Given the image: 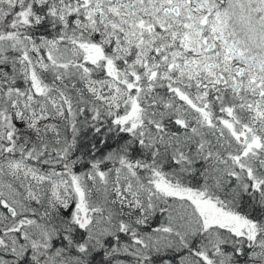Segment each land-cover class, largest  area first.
Segmentation results:
<instances>
[{
	"label": "trees",
	"instance_id": "trees-1",
	"mask_svg": "<svg viewBox=\"0 0 264 264\" xmlns=\"http://www.w3.org/2000/svg\"><path fill=\"white\" fill-rule=\"evenodd\" d=\"M62 1L0 0V264H117L118 259L125 258L138 264L139 254L151 264H264V152L249 150V156L256 159L247 167L245 156L240 157L238 141L230 142L239 150L226 146L229 128L222 122L230 115L235 123L246 122L264 132V92L259 94L257 86L259 83L264 89V0H205L207 5L204 0H193L194 17L185 16L184 20L171 10L163 13L165 0ZM132 1L139 2L134 7L143 16L149 14L146 19L174 16L179 23L169 22L166 34L161 23L153 32H140L130 13ZM100 2H107L103 18L94 9ZM190 22L196 25L193 31L202 35H198L196 45L189 34L191 29L186 31ZM221 25L227 28L222 29ZM197 26L203 27L201 31L194 30ZM158 42H163V47L156 54ZM208 42L215 46L208 48ZM94 47L103 52L99 54ZM94 56L97 59H92ZM108 62L123 70V81L108 73ZM237 62L244 65L246 72H255L256 80L251 84L248 81L249 87L233 91L224 87L218 73H228ZM174 79L179 80L180 86L171 84ZM174 87L178 91L184 88L190 101L175 95ZM200 109L209 112L210 123L201 122ZM231 153H238L239 159L233 161ZM78 189L83 190L81 202ZM193 190H203L211 204L219 207L212 205L215 210L224 205V210L229 211L225 212L229 224L215 225L199 212L191 198V194H197ZM78 204L82 205L81 210ZM9 205L13 206V213ZM230 212L253 221L254 230L235 231ZM29 222L44 228L47 234L38 236ZM13 232H17L15 240ZM135 243L141 244V252H136Z\"/></svg>",
	"mask_w": 264,
	"mask_h": 264
},
{
	"label": "bare ground",
	"instance_id": "bare-ground-1",
	"mask_svg": "<svg viewBox=\"0 0 264 264\" xmlns=\"http://www.w3.org/2000/svg\"><path fill=\"white\" fill-rule=\"evenodd\" d=\"M58 1H59V0H58ZM60 1H62V0H60ZM79 1H80V0H79ZM90 1H91V0H90ZM100 1H101V0H100ZM149 1H150V0H149ZM151 1H152V0H151ZM159 1H160V0H159ZM204 1H205V0H204ZM222 1H223V0H222ZM229 1H230V0H229ZM62 2H64V1H62ZM71 2H72V1H71ZM83 2H84V1H83ZM154 2H156V0H155ZM192 2H193V1H192ZM194 2H195V1H194ZM197 2H198V0H197ZM199 2H202V1L200 0ZM206 2H207V1H205V3H206ZM214 2H215V1H214ZM248 2H249V1H248ZM251 2H252V1H251ZM75 3H77V2H75ZM78 3H79V2H78ZM100 3H103V2H100ZM104 3L107 4V2H104ZM108 3H109V2H108ZM134 3H139V2L137 1V2H134ZM145 3H147V2H145ZM156 3H157V2H156ZM158 3L160 4V2H158ZM162 3H163V2H162ZM162 3H161V4H162ZM211 3H212V2H211ZM211 3H210V4H211ZM228 3H229V2H228ZM228 3H227V4H228ZM236 3H237V2H236ZM68 4H70V3H68ZM79 4H80V3H79ZM85 4H86V3H85ZM90 4H91V2H90ZM90 4H89V5H90ZM140 4H141V3H140ZM153 4H154V3H153ZM193 4H195V3H193ZM202 4H203V3H202ZM208 4H209V3H208ZM219 4H220V2L217 3V6H218ZM227 4H226V5H227ZM239 4H241V3L239 2ZM73 5H74V4H73ZM82 5H83V4H82ZM119 5H120V4H119ZM145 5H147V4H145ZM151 5H152V4H151ZM204 5H205V4H204ZM206 5H207V3H206ZM211 5H214V4H211ZM233 5H234V4H233ZM244 5H245V4H244ZM244 5H242V7H244ZM105 6H106V5H105ZM109 6H110V5H109ZM154 6H155V5H154ZM154 6H152V7H154ZM156 6H157V5H156ZM171 6H172V5H171ZM70 7H71V6H70ZM84 7H85V6H84ZM88 7H89V6H88ZM112 7H113V6H112ZM136 7H137V6H136ZM157 7H158V6H157ZM205 7H206V6H205ZM221 7H222V6H221ZM221 7H220V8H221ZM74 8H75V7H74ZM91 8H92V7H91ZM144 8H145V7H144ZM144 8H143V9H144ZM148 8H149V7H148ZM150 8H151V7H150ZM209 8H210V10H211L212 7L210 6ZM213 8H214V7H213ZM226 8H227V7H226ZM229 8H230V7H229ZM245 8H247V7H245ZM66 9H67V8H66ZM68 9H69V8H68ZM71 9H73V8H71ZM75 9H76V8H75ZM80 9H82V8H80ZM86 9H87V8H86ZM89 9H90V8H89ZM94 9H95V8H94ZM129 9H130V8H129ZM162 9H163V8H162ZM162 9H161V10H162ZM198 9H200V8H198ZM203 9H204V8H203ZM207 9H208V8H207ZM217 9H218V8H217ZM217 9H216V10H217ZM224 9H225V8H224ZM224 9H223V10H224ZM248 9H249V8H248ZM73 10H74V9H73ZM73 10H72V11H73ZM90 10H91V9H90ZM107 10H108V8H107ZM122 10H123V9H122ZM195 10H196V9H195ZM208 10H209V9H208ZM213 10H214V9H213ZM220 10H221V9H220ZM228 10H229V9H228ZM228 10H227V11H228ZM230 10H231V9H230ZM230 10H229V11H230ZM70 11H71V10H70ZM112 11H113V10H112ZM144 11H145V10H144ZM211 11H212V10H211ZM67 12H68V11H67ZM88 12H89V11H88ZM95 12H96V11H95ZM95 12H94V13H95ZM126 12H127V11H126ZM145 12H146V11H145ZM150 12H151V11H150ZM155 12H156V11H155ZM172 12H173V11H172ZM172 12H171V13H172ZM184 12H185V11H183V13H184ZM193 12H196V11H193ZM208 12H209V11H208ZM208 12H206V13H208ZM214 12H215V11H214ZM216 12H217V11H216ZM216 12H215V13H216ZM218 12H220V11H218ZM222 12H223V11H222ZM130 13H132V12L130 11ZM151 13H153V12H151ZM151 13H150V14H151ZM157 13H158V12H157ZM157 13H156V14H157ZM163 13H165V12H163ZM198 13H199V12H198ZM201 13H202V12H201ZM204 13H205V12H204ZM226 13H227V12H226ZM95 14H96V13H95ZM156 14H155V15H156ZM161 14H162V13H160L159 15H161ZM208 14H209V13H208ZM217 14H218V13H217ZM219 14H220V13H219ZM231 14H232V13H231ZM62 15H63V14H62ZM67 15H68V14H67ZM148 15H149V14H147V16H148ZM162 15H163V14H162ZM165 15H167V14H165ZM170 15H171V14H170ZM173 15H174V14H173ZM222 15H223V14H222ZM222 15H221V16H222ZM225 15H227V14H225ZM228 15H229V14H228ZM235 15H236V14H235ZM123 16H124V15H123ZM126 16H127V15H126ZM147 16H144V17H147ZM163 16H164V15H163ZM178 16H179V15H178ZM196 16H198V15L196 14ZM196 16H195V17H196ZM210 16H211V15H210ZM219 16H220V15H219ZM248 16H249V14H248ZM62 17H63V16H62ZM129 17H131V16H129ZM153 17H154V16H153ZM153 17H152V18H153ZM155 17H156V16H155ZM173 17H174V16H173ZM205 17H206V16H205ZM222 17H223V16H222ZM230 17H231V16H230ZM232 17H233V16H232ZM156 18H157V17H156ZM159 18H160V17H159ZM161 18H163V17H161ZM180 18H181V13H180ZM180 18H179V19H180ZM184 18H185V17H184ZM184 18H181V19H184ZM196 18H197V17H196ZM196 18H195V20H196ZM198 18H199V17H198ZM209 18H210V17H209ZM219 18H221V17H219ZM227 18H228V17H227ZM227 18H226V20H227ZM234 18H235V17H234ZM250 18H251V17H250ZM153 19H154V18H153ZM157 19H158V18H157ZM168 19H169V18H168ZM174 19H175V18H174ZM181 19H180V20H181ZM188 19H189V18H188ZM200 19H201V17H200ZM222 19H223V18H222ZM224 19H225V17H224ZM130 20H131V19H130ZM197 20H198V19H197ZM209 20H210V19H209ZM229 20H230V19H229ZM133 21H134V20H133ZM148 21H149V20H148ZM154 21H156V20H154ZM172 21L175 22L176 20H175V21L172 20ZM185 21H186V20H185ZM185 21H184V22H185ZM189 21H190V20H189ZM191 21H192V19H191ZM200 21H201V20H200ZM219 21H220V19H219ZM230 21H231V20H230ZM145 22H146V21H145ZM169 22H170V21H169ZM195 22H196V21H195ZM202 22H204V21H202ZM202 22H201V23H202ZM211 22H212V21H211ZM220 22H222V21H220ZM149 23H151V22H149ZM178 23H179V22H178ZM190 23H191V22H190ZM192 23H193V22H192ZM192 23H191V26H192ZM201 23H200V24H201ZM204 23H205V22H204ZM206 23H207V22H206ZM13 24H14V23H13ZM169 24H170V23H169ZM176 24H177V23H176ZM185 24H187V23H185ZM202 24H203V23H202ZM208 24H209V23H208ZM210 24H211V23H210ZM210 24H209V25H210ZM221 24H222V23H221ZM223 24H224V22H223ZM225 24H226V23H225ZM238 24H239V23H238ZM261 24H262V23H261ZM17 25H18V24H17ZM170 25H171V24H170ZM172 25H174V23H173ZM193 25L196 26L195 24H193ZM197 25H198V24H197ZM204 25H205V24H204ZM206 25H207V24H206ZM206 25H205V26H206ZM211 25H212V24H211ZM135 26H136V25H135ZM189 26H190V24H189ZM189 26H188V28H189ZM194 26H193V28H194ZM218 26H219V25H218ZM221 26H222V25H221ZM221 26H220V27H221ZM147 27H148V26H147ZM173 27H174V26H173ZM176 27H177V26H176ZM207 27H208V25H207ZM211 27H212V26H211ZM225 27H226V26H225ZM225 27L222 26V29H224ZM229 27H230V26H229ZM236 27H238V26H236ZM249 27H250V26H249ZM166 28H167V27H166ZM168 28H171V27H168ZM179 28H180V27H179ZM185 28H186V27H185ZM193 28H192V29H193ZM202 28H203V27H202ZM202 28L199 27V29H200V30H199V29H198V26H197V28H195L194 30L196 31V29H198L199 31H201ZM226 28H227V27H226ZM234 28H235V27H234ZM140 29H141V28H140ZM192 29H191V30H192ZM205 29H206V28H205ZM213 29H214V28H212L211 31H212ZM231 29H233V28H231ZM235 29H236V28H235ZM6 30L8 31L9 29L6 27ZM162 30H163V29H162ZM167 30H168V29H167ZM177 30H178V29H177ZM185 30H186V29H185ZM189 30H190V29H189ZM219 30H220V29H219ZM225 30H226V29H225ZM227 30H229V29H227ZM247 30H248V29H247ZM250 30H251V29H250ZM164 31H166V30H164ZM171 31H172V30H171ZM181 31H182V30H181ZM181 31H180V32H181ZM186 31H188V30H186ZM186 31H185V32H186ZM208 31H209V30H208ZM239 31H240V30H239ZM147 32H148V31H147ZM160 32H161V31H160ZM160 32H158V34H159ZM166 32H167V31H166ZM166 32H165V34H166ZM175 32H176V31H175ZM189 32H190V31H189ZM209 32H210V31H209ZM214 32H215V31H214ZM223 32H224V31H222V32H220V33H223ZM253 32H254V31H253ZM255 32H256V31H255ZM169 33H170V32H169ZM169 33H168V34H169ZM173 33H174V31H173ZM183 33H184V32H183ZM191 33H193V32H191ZM191 33H189V34L191 35ZM201 33H202V32H201ZM203 33H204V32H203ZM212 33H213V32H212ZM225 33H226V32H225ZM165 34H164V35H165ZM187 34H188V33H187ZM187 34H185V37H188V36L191 37L190 35L187 36ZM196 34H197V33H195V35H196ZM210 34H211V32H210ZM231 34H232V33H231ZM143 35H145V34H143ZM153 35H154V33H153ZM153 35H152V36H153ZM161 35H162V34H161ZM182 35H183V34H182ZM182 35H181V37L184 39L185 37H183ZM192 35H193V34H192ZM198 35H200L199 32H198L197 36H198ZM228 35H230V34H228ZM232 35H233V34H232ZM236 35H237V34H236ZM238 35H239V34H238ZM249 35H250V34H249ZM114 36H115V35H114ZM148 36H149V39H150V38H153L152 36L150 37V35H148ZM167 36H168V35H167ZM170 36H171V35H170ZM172 36H173V35H172ZM179 36H180V35H179ZM197 36H195V37H197ZM200 36H202V35H200ZM219 36H220V35H219ZM223 36H224V35H223ZM245 36H246V35H245ZM247 36H248V35H247ZM256 36H257V35H256ZM258 36H259V35H258ZM110 37H111V36H110ZM128 37H129V36H128ZM130 37H131V36H130ZM136 37H137V36H136ZM142 37H143V36H142ZM162 37H163V35H162ZM176 37H177V36H176ZM176 37H175V38H176ZM181 37H180V39H181ZM209 37H210V36H209ZM209 37H208V39H209ZM231 37H232V36H231ZM234 37H235V36H234ZM263 37H264V36H263ZM125 38H126V37H125ZM144 38H145V36H144ZM156 38H157V37H156ZM156 38L154 37V39H156ZM167 38H168V37H167ZM217 38H218V37H217ZM223 38H224V37H223ZM223 38H222V39H223ZM227 38H228V37H227ZM236 38H238V37H236ZM239 38H240V37H239ZM129 39H130V38H129ZM134 39H135V38H134ZM134 39H133V40H134ZM145 39H146V38H145ZM147 39H148V38H147ZM158 39H159V38H158ZM164 39H166V38H164ZM186 39H187V38H186ZM195 39L197 40L198 37L195 38ZM195 39H194V41H195ZM201 39H202V38H201ZM203 39H204V37H203ZM206 39H207V38H206ZM211 39H212V37H211ZM218 39H219V38H218ZM220 39H221V38H220ZM229 39H230V38H229ZM234 39H235V38H234ZM254 39H255V38H254ZM254 39H253V43H255ZM258 39H259V38H258ZM131 40H132V39H131ZM137 40H138V39H137ZM152 40H153V39H152ZM152 40H151V41H152ZM176 40H177V39H176ZM190 40H191V39H190ZM192 40H193V36H192ZM224 40H225V39H224ZM261 40H262V39H261ZM263 40H264V38H263ZM124 41H125V40H124ZM126 41H127V39H126ZM164 41H165V40H164ZM168 41H169V40H168ZM174 41H175V39H174ZM174 41L172 42V40H171L170 43H174ZM179 41H180V40H179ZM186 41H187V40H186ZM201 41H202V40H201ZM201 41H197V42H198L199 44H201V43H200ZM216 41H217V40H216ZM249 41H250V39H249ZM143 42H144V41H143ZM143 42L141 41L142 44H143ZM149 42H150V40H149ZM182 42H183V41H182ZM213 42H214V41H213ZM218 42H219V40H218ZM225 42H226V41H225ZM233 42H234V41H233ZM127 43H128V42H127ZM127 43H126V44H127ZM129 43H130V42H129ZM129 43H128V45H130ZM139 43H140V41H139ZM154 43H155V42H154ZM158 43H159V42H158ZM162 43H163V42H162ZM165 43H166V42H165ZM179 43H180V42H179ZM187 43H188V42H187ZM215 43H216V42H215ZM231 43H232V42H231ZM238 43H239V42H238ZM242 43L244 44V42H242ZM250 43H252V42H250ZM122 44H124V43H122ZM131 44H134V43H131ZM137 44H138V43H137ZM183 44H184V42H183ZM228 44H230V43H228ZM248 44H249V43H247V45H248ZM135 45H136V44H135ZM148 45L151 46V43L148 44ZM180 45H182V44H180ZM184 45H185V44H184ZM186 45H188V44H186ZM186 45H185V46H186ZM195 45H196V41H195ZM201 45H202V44H201ZM220 45H221V43H220ZM234 45H236V44H234ZM234 45H233V46H234ZM250 45H251V44H250ZM164 46L167 47L168 45L166 44V45H164ZM170 46H172V45H170ZM175 46H176V45H175ZM175 46H172V47H175ZM185 46H184V47H185ZM198 46H199V45H198ZM214 46H215V44H214ZM221 46H222V45H221ZM221 46H220V48H221ZM228 46H229V45H228ZM231 46H232V45H231ZM236 46H237V45H236ZM239 46H240V44H239ZM242 46H243V45H241V47H242ZM256 46H257V45H256ZM256 46H255V47H256ZM128 47H129V46H128ZM131 47H133V46H131ZM140 47H143V45H141ZM162 47H163V46H162ZM177 47H178V46H177ZM182 47H183V46H182ZM194 47H195V46H194ZM206 47H207V46L205 45V48H206ZM241 47H240V48H241ZM247 47H248V46H247ZM257 47H258V46H257ZM52 48H56V47H53V46H52ZM146 48H147V45H146ZM151 48H152V47H151ZM192 48H193V47H192ZM198 48H199V47H198ZM200 48H201V47H200ZM211 48H212V47H211ZM215 48H216V47H215ZM224 48H225V47H224ZM238 48H239V47H238ZM261 48H262V47H261ZM116 49H117V48H116ZM140 49H141V48H140ZM147 49L149 50V48H147ZM147 49H146V50H147ZM157 49H158V48H157ZM159 49H160V48H159ZM167 49H168V48H167ZM173 49H174V48H173ZM180 49H181V48H180ZM184 49H185V48H184ZM190 49H191V48H190ZM193 49H194V48H193ZM206 49H207V48H206ZM218 49H219V48H218ZM218 49H217V50H218ZM222 49H223V48H222ZM228 49H229V48H228ZM230 49H232V48H230ZM235 49L237 50V48H235ZM235 49H234V50H235ZM249 49H250V48H249ZM256 49H257V48H256ZM56 50H57V49H55V50H51V52H52V51L54 52V51H56ZM114 50H115V49H113L112 52L115 53L116 51H114ZM137 50H138V49H137ZM144 50H145V49H144ZM154 50H155V49H154ZM181 50H182V49H181ZM187 50H188V49H187ZM187 50H186V51H187ZM196 50H197V48H196ZM198 50H199V49H198ZM209 50H210V49H209ZM225 50H227V49H225ZM234 50H232V51H234ZM243 50H244V49H243ZM243 50H242V51H243ZM253 50H254V49H253ZM139 51H140V50H139ZM139 51H138L137 53H140ZM150 51H151V50H150ZM190 51H192V50H190ZM190 51H189V52H190ZM202 51H203V50H202ZM205 51H206V50H205ZM205 51H204V53H205ZM237 51H238V50H237ZM246 51H247V50H246ZM145 52H146V51H145ZM155 52H156V51H155ZM164 52H165V51H164ZM177 52H178V51H177ZM177 52H176V53H177ZM180 52H181V51H180ZM187 52H188V51H187ZM206 52H207V51H206ZM210 52H211V51H210ZM226 52H227V51H226ZM229 52H230V51H229ZM239 52H240V51H239ZM249 52H251V51L249 50ZM151 53H152V52H151ZM181 53H182V52H181ZM191 53H192V52H191ZM217 53H218V52H217ZM217 53H216V54H217ZM224 53H225V52H224ZM224 53H223V54H224ZM231 53H235V52H231ZM244 53H245V51H244ZM246 53H247V52H246ZM251 53H252V52H251ZM146 54H147V53H146ZM146 54H145V55H146ZM153 54L155 55V53H153ZM162 54H163V53H162ZM165 54H167V53H165ZM170 54H171V53H170ZM178 54H179V53H178ZM182 54H183V53H182ZM192 54H193V53H192ZM236 54H239V53L236 52ZM240 54H242V53H240ZM256 54H257V53H256ZM256 54H255V51H254V55H256ZM145 55H144V56H145ZM175 55H176V54H175ZM210 55H211V53H210ZM219 55H220V54H219ZM248 55H249V54H248ZM141 56H143V53L141 54ZM147 56H148V55H147ZM151 56H152V55H151ZM179 56H180V54H179ZM185 56H186V55H185ZM185 56H184V57H185ZM187 56H188V54H187ZM189 56H190V55H189ZM189 56H188V57H189ZM191 56H192V55H191ZM193 56H194V55H193ZM196 56H197V55H196ZM234 56H235V55H234ZM236 56H237V55H236ZM157 57H158V56H157ZM172 57H173V55H172ZM180 57H181V56H180ZM194 57H195V56H194ZM224 57H225V55H224ZM149 58H151V57L149 56ZM159 58H162V55H161ZM164 58H165V57H164ZM167 58H168V57H167ZM169 58H170V57H169ZM192 58H193V57H192ZM208 58H209V57H208ZM245 58H246V60H247L248 57L245 56ZM151 59H152V58H151ZM153 59L156 61L155 58H153ZM153 59H152V60H153ZM176 59H177V58H176ZM184 59H185V58H184ZM190 59H191V58H190ZM209 59H210V58H209ZM209 59H208V60H209ZM212 59H213V58H212ZM239 59H240V55H239ZM241 59H242V58H241ZM241 59H240V61H241ZM243 59H244V58H243ZM141 60H143V59H140V61H141ZM144 60H146V58H145ZM179 60H180V59H179ZM181 60H182V58H181ZM187 60H188V59H187ZM191 60H192L193 62H195L194 58L191 59ZM206 60H207V59H206ZM208 60H207V61H208ZM253 60H255V59H253ZM122 61H123V60H122ZM150 61H151V60H150ZM155 61H154V62H155ZM157 61H160V60L157 59ZM164 61H165V60H164ZM166 62H167V61H166ZM177 62H178V61H177ZM183 62H184V60H183ZM189 62H190V60H189ZM197 62H198V61H197ZM249 62H250V61H249ZM140 63H141V62H140ZM150 63H151V62H150ZM155 63H156V62H155ZM155 63H154V64H155ZM159 63H160V62H159ZM162 63H163V62H161L159 65H161ZM198 63H200V62H198ZM230 63H231V62H230ZM237 63H238V62H237ZM151 64H152V63H151ZM154 64H152V65H154ZM157 64H158V63H157ZM170 64H171V63H170ZM170 64H169V65H170ZM174 64H175V63H174ZM179 64H180V63H179ZM181 64H183V63H181ZM184 64H185V63H184ZM186 64H187V63H186ZM190 64H192V62H191ZM244 64H246V63H244ZM250 64H251V63H250ZM252 64L255 65L254 63H252ZM159 65H158V66H159ZM165 65H166V64H165ZM167 65H168V64H167ZM196 65H197V64H196ZM199 65L206 66L205 64H199ZM146 66H147V65H146ZM180 66H181V65H180ZM229 66H230V65H229ZM249 66H250V65H249ZM141 67H143V66H141ZM148 67H149V66H148ZM156 67H157V66H156ZM169 67H170V66H169ZM172 67L174 68V66H172ZM186 67H188V66H186ZM252 67H253V66H252ZM252 67H251V68H252ZM254 67H255V66H254ZM143 68H144V67H143ZM149 68H153V67H149ZM178 68H179V67H178ZM184 68H185V67H184ZM141 69H142V68H141ZM145 69H146V68H145ZM161 69H162V68H161ZM163 69H164V68H163ZM165 69H166V68H165ZM169 69H170V68H169ZM169 69H168V70H169ZM256 69H259V68H256ZM152 70H153V69H152ZM159 70H160V69H159ZM176 70H177V69H175V71H176ZM181 70H182V68H181ZM184 70H186V69H184ZM247 70L249 71V69H247ZM259 70H260V69H259ZM142 71H147V70H142ZM166 71H167V70H166ZM147 72H150V71H147ZM159 72H162V70L159 71ZM173 72H174V71H173ZM176 72H177V71H176ZM180 72H181V71H180ZM192 72L195 73V71H192ZM192 72H191V73H190V72H187V73H190V75H191ZM251 72H252V71H251ZM251 72H250V73H251ZM170 73H172V72H170ZM182 73H183V72H182ZM185 73H186V71H185ZM247 73H249V72H247ZM254 73H255V72H254ZM254 73H253V75H254ZM138 74H139V73H138ZM138 74H137V75H138ZM163 74H164V73H163ZM166 74H167V73H166ZM166 74H165V75H166ZM168 74H169V73H168ZM197 74L201 75V74L198 73V72H197ZM251 74H252V73H251ZM158 75H159V74H158ZM158 75H157V76H158ZM165 75H163V76H165ZM174 75H175V74H174ZM187 75L190 77L189 74H187ZM193 75H194V74H193ZM258 75H259V74H258ZM159 76H160V75H159ZM161 76H162V75H161ZM196 76H197V75H196ZM196 76H194V77H196ZM255 76H256V75H255ZM185 77H186V75H185ZM258 77H259V76H258ZM258 77H257V78H258ZM158 78H159V77H158ZM168 78H170V77H168ZM172 78H173V77H172ZM191 78H192V77H191ZM245 78H246V76H245ZM260 78H261V77H259V79H260ZM160 79H162V78L160 77ZM177 79H178V78H177ZM189 79H190V78H189ZM192 79H193V78H192ZM192 79H191V80H187V82H188V81H192ZM194 79H195V78H194ZM202 79H203V78H201V80H202ZM259 79H258V80H259ZM261 80L263 81L262 78H261ZM140 81H141V80H140ZM160 81H161V80H160ZM172 81L174 82V81H176V79H174V80H172ZM178 81H179V80H178ZM178 81H177V82H178ZM181 81H182V80H181ZM198 81H199V80H198ZM202 81H204V80H202ZM196 82H197V81H196ZM249 82H250V84H251V81H249ZM249 82H248V83H249ZM119 83H120V82H119ZM137 83H138V82H137ZM179 83H180V82H178L177 84H179ZM183 83H184V82H183ZM183 83H182V84H183ZM185 83H186V82H185ZM200 83H201V82H200ZM138 84H139V83H138ZM141 84H142V83H141ZM171 84H172V83H171ZM174 84H176V83L174 82ZM174 84H173V85H174ZM187 84H189V83H187ZM194 84H196V83H194ZM135 86H137V84H136ZM177 86H180V84L177 85ZM192 86H193V85H192ZM203 86H204V85H203ZM170 87H171V86H170ZM200 87H201V86H200ZM174 88H175V87H174ZM185 88H186V89H189V88H187V87H185ZM196 88H197V87H196ZM204 88H205V87H204ZM143 89H144V88H143ZM143 89H142V91H143ZM183 89H184V88H182V90H183ZM198 89H199V88H198ZM140 90H141V89H139L138 91H140ZM170 90H171V89H170ZM184 90H185V89H184ZM184 90H183V91H184ZM193 90H194V89H193ZM200 90H201V89H200ZM191 91H192V90H191ZM202 91H203V90H202ZM204 91H205V90H204ZM220 91H221V90H220ZM194 92H195V91H194ZM223 92H225V91H223ZM189 93H190V92H189ZM202 93H203V92H202ZM185 94H186V93H185ZM187 94H188V93H187ZM196 94H197V93H195V95H196ZM205 94H206V92H205ZM224 94H225V93H224ZM145 95H146V94H145ZM175 95H176V93H175ZM146 96H147V95H146ZM173 96H174V95H173ZM193 96H194V95H193ZM201 96H202V95H201ZM203 96H204V95H203ZM226 96H227V95H226ZM226 96H225V97H226ZM147 97H148V96H147ZM178 97H179V96H178ZM181 97H182V96H181ZM191 97H192V95H191ZM194 97H197V96H194ZM186 98H187V97H186ZM227 98L230 99L229 97H227ZM175 99H177V97H175ZM193 99H194V98H193ZM198 99H199V98H198ZM204 99H205V98H204ZM207 99H208V98H207ZM214 99H215V98H214ZM179 100H180V99H179ZM183 100H184V99H183ZM195 100H196V99H195ZM199 100H200V99H199ZM201 100H202V99H201ZM209 100H210V99H209ZM215 100H216V99H215ZM230 100H232V99H230ZM186 101H187V100H186ZM188 101H190L189 98H188ZM205 101H206V100H205ZM212 101L214 102V100H211V102H212ZM218 101H219V100H218ZM198 102H199V101H198ZM198 102H197V103H198ZM201 102H202V101H201ZM208 102H209V101H208ZM216 102H217V101H216ZM222 102H223V101H222ZM195 103H196V102H195ZM199 103H200V102H199ZM225 103H226V102H225ZM230 103H231V101H230ZM244 103L246 104V102H244ZM255 103H257V102H255ZM184 104H185V103H184ZM189 104H190V103H189ZM205 104H206V103H205ZM208 104H209V103H208ZM218 104H219V102H218ZM223 104H224V102H223ZM223 104H222V105H223ZM164 105H165V104H164ZM199 105H200V104H199ZM212 105H213V104H212ZM220 105H221V104H220ZM255 105H256V104H255ZM259 105H260V104H259ZM182 106H183V105H182ZM202 106H203V105H202ZM188 107H189V106H188ZM205 107H206V106H205ZM210 107H211V106H210ZM235 107H236V106H235ZM235 107H234V108H235ZM239 107H240V106H239ZM241 107H242V106H241ZM249 107H250V106H249ZM249 107H248V109H250ZM168 108H169V107H168ZM194 108H195V107H194ZM217 108H218V107H217ZM221 108H222V107H221ZM225 108H226V107H225ZM165 109H167V108H165ZM177 109H178V108H177ZM184 109H185V107H184ZM191 109H192V108H191ZM197 109H199V108H197ZM214 109H215V108H214ZM223 109H224V108H223ZM223 109H222V110H223ZM227 109H228V108H227ZM246 109H247V108H246ZM255 109H256V108H255ZM167 110H168V109H167ZM188 110H190V108H189ZM200 110H201V109H200ZM209 110H210V109H209ZM209 110H208V111H209ZM228 110H229V109H228ZM235 110H236V109H235ZM250 110H251V109H250ZM141 111H142V110H141ZM174 111H175V110H174ZM177 111H178V110H177ZM201 111H202V110H201ZM214 111H215V110H214ZM218 111H219V110H218ZM243 111H244V108H243ZM246 111H248V110H246ZM137 112H138V111H137ZM171 112H172V111H171ZM188 112H190V111H188ZM216 112H217V111H216ZM227 112H228V111H227ZM257 112H258V111H257ZM257 112H256V113H257ZM191 113H192V112H191ZM194 113H195V112H194ZM210 113H211V112H210ZM213 113H214V112H213ZM213 113H212V114H213ZM223 113H224V112H223ZM234 113H235V112H234ZM256 113H254V114H256ZM259 113H260V112H259ZM128 114H129V113H128ZM131 114H132V113H131ZM165 114H167V113H165ZM205 114H206V113H205ZM214 114H216V113H214ZM248 114H249V113H248ZM250 114H251V113H250ZM260 114H261V113H260ZM126 115H127V114H126ZM132 115H133V114H132ZM139 115H140V113H139ZM139 115H137V116H139ZM148 115H149V114H148ZM170 115H171V114H170ZM173 115H174V114H173ZM189 115H190V114H189ZM206 115H207V114H206ZM208 115H209V114H208ZM217 115H219V114H217ZM220 115H222V114L220 113ZM223 115H224V114H223ZM235 115H236V113H235ZM240 115H241V114H240ZM134 116L136 117V115H134ZM168 116H169V115H168ZM168 116H167V117H168ZM191 116H192V115H191ZM215 116H216V115H215ZM227 116H228V115H227ZM236 116H237V115H236ZM236 116H235V117H236ZM242 116H243V115H242ZM247 116H248V115H247ZM251 116H252V115H251ZM254 116H256V115H254ZM124 117H125V116H124ZM132 117H133V116H132ZM180 117H181V116H179V118H180ZM210 117H211V116H210ZM228 117L230 118V117H232V116H228ZM233 117H234V116H233ZM248 117H249V116H248ZM259 117H260V116H259ZM130 118H131V117H130ZM182 118H184V117H182ZM229 118H228V119H229ZM244 118H245V117H244ZM261 118H262V117H261ZM261 118H260V119H261ZM236 119H238V118L236 117ZM240 119H241V118H240ZM255 119H256V118H255ZM258 119H259V118H258ZM230 120H231V119H230ZM245 120H246V119H245ZM178 121H179V120H178ZM231 121H232V120H231ZM233 121H234V120H233ZM241 121H243V120H241ZM126 122H127V120H126ZM185 122H186V121H185ZM192 122H193V120H192ZM248 122H249V121H248ZM194 123H195V122H194ZM237 123H238V122H237ZM244 123H245V122H244ZM126 124H127V123H126ZM133 124H134V123H133ZM183 124H184V123H183ZM226 124H227V123H226ZM170 125H171V124H170ZM228 125H229V124H228ZM238 125H239V123H238ZM241 125H242V122H241L240 126H241ZM188 126H189V125H188ZM221 126H222V125H221ZM251 126H252V125H251ZM132 127L134 128L133 125H132ZM132 127H131V128H132ZM163 127H164V126H163ZM173 127H174V126H173ZM195 127H196V126H195ZM195 127H193V128H195ZM226 127H227V126H226ZM175 128H176V127H175ZM220 128H221V127H220ZM223 128H224V127H223ZM143 129H144V128H143ZM162 129H163V128H162ZM167 129H169V128L167 127ZM214 129H215V128H214ZM235 129H236V128H235ZM174 130H175V129H174ZM182 130H183V129H182ZM195 130H196V129H195ZM223 130H224V129H223ZM172 131H173V130H172ZM175 131H176V130H175ZM175 131H174V132H175ZM214 131H215V130H214ZM216 131H217V130H216ZM218 131H219V130H218ZM229 131H230V130H229ZM237 131H238V130H237ZM245 131H246V130H245ZM159 133H161V131H160ZM159 133H158V134H159ZM189 133H191V132H189ZM183 134H184V133H183ZM227 134H228V132H227ZM229 134H230V133H229ZM229 134H228V135H229ZM245 134H246V133H245ZM164 135H165V134H164ZM187 135H188V134H187ZM194 135H195V134H194ZM235 135H237V134H235ZM238 135H239V133H238ZM242 135H243V134H242ZM246 135H247V134H246ZM160 136H161V135H160ZM165 136H166V135H165ZM195 136H197V135H195ZM240 136H241V135H240ZM243 136H244V135H243ZM157 137H158V135H157ZM161 137H163V136H161ZM179 137H180V136H179ZM197 137H198V136H197ZM197 137H196V138H197ZM205 137H206V136H205ZM214 137H215V136H214ZM218 137H219V136H218ZM223 137H224V136H223ZM248 137H249V136H248ZM174 138H175V137H174ZM183 138H184V137H183ZM199 138H201V137H199ZM249 138H250V137H249ZM249 138L246 137V139H249ZM157 139H158V138H157ZM161 139H162V138H161ZM165 139H166V138H165ZM184 139H185V138H184ZM184 139H183V140H184ZM194 139H195V138H194ZM201 139H202V138H201ZM201 139H200V140H201ZM206 139H207V138H206ZM208 139H209V137H208ZM208 139H207L206 141H205V140H203V141H205V142L207 143V142L209 141ZM225 139H226V138H225ZM251 139H252V138H251ZM159 140H160V139H159ZM179 140H180V139H179ZM183 140H182V142H183ZM191 140H192V139H191ZM229 140H230V139H229ZM243 140H244V139H243ZM171 141H172V139H171ZM198 141H199V140H198ZM198 141H197V143H198ZM224 141H225V140H224ZM157 142H158V140H157ZM160 142H161V140H160ZM167 142H168V141H167ZM174 142H175V141H174ZM219 142H220V140H219ZM221 142H222V141H221ZM245 142H247V141H245ZM175 143H177V142H175ZM191 143H192V142H191ZM191 143H190V144H191ZM193 143H194V142H193ZM193 143H192V144H193ZM228 143H229V141H228ZM237 143H239V142H237ZM249 143H250V142H249ZM161 144H162V143H161ZM178 144H179V142H178ZM182 144H183V143H182ZM186 144H187V143H186ZM192 144H191V145H192ZM202 144H203V143H202ZM220 144H221V143H220ZM225 144H226V143H225ZM154 145H155V144H154ZM162 145H163V144H162ZM188 145H189V143H188ZM206 145H207V144H206ZM222 145H223V144H222ZM243 145H244V144H243ZM249 145H250V144H249ZM156 146H157V145H156ZM180 146H181V145H180ZM193 146H194V145H193ZM197 146H198V145H197ZM197 146H196V147H197ZM199 146H200V144H199ZM199 146H198V147H199ZM229 146H230V145H229ZM205 147H206V146H205ZM231 147H232V146H231ZM245 147H246V146H245ZM250 147H251V145H250ZM157 148H158V147H156V149H157ZM168 148H169V147H168ZM177 148H178V147H177ZM191 148H192V147H191ZM201 148L203 149V147H201ZM221 148H222V147H221ZM221 148H220V149H221ZM229 148H230V147H229ZM232 148H233V147H232ZM246 148H247V147H246ZM163 149H164V148H163ZM166 149H167V148H166ZM169 149H170V148H169ZM192 149H193V148H192ZM223 149H224V148H223ZM242 149H243V148H241V150H242ZM172 150H173V149H172ZM177 150H179V149H177ZM195 150H196V148H195ZM198 150H199V149H198ZM237 150H239V149L237 148ZM158 151H159V150H158ZM161 151H162V150H161ZM165 152H166V151H165ZM173 152H174V151H173ZM228 152H229V151H228ZM239 152H240V151H239ZM159 153H160V151H159ZM174 153H175V152H174ZM217 153H218V152H217ZM229 153H230V152H229ZM231 154H232V153H231ZM237 154H238V153H237ZM237 154H236V155H237ZM239 154H240V153H239ZM239 154H238V155H239ZM152 155H153V153H152ZM162 155H163V153H162ZM215 155H216V154H215ZM242 155H243V154H242ZM248 155H249V154H248ZM220 156H221V155H220ZM240 156H241V154H240ZM246 156H247V155H246ZM150 157H151V156H150ZM161 157H162V156H161ZM167 157H168V156H167ZM174 157H175V156H174ZM215 157H216V156H215ZM226 157H227V156H226ZM236 157H237V156H236ZM249 157H250V156H249ZM146 158H147V157H146ZM148 158H149V157H148ZM164 158H165V157H164ZM164 158H163V159H164ZM172 158H173V157H172ZM193 158H194V157H193ZM216 158H217V157H216ZM237 158H238V157H237ZM243 158H244V157H243ZM245 158H247V157H245ZM260 158H261V157H260ZM157 159H160V158H157ZM211 159H212V158H211ZM211 159H210V160H211ZM213 159H214V158H213ZM238 159H239V158H238ZM252 159H254V158H252ZM255 159H256V158H255ZM164 160H165V159H164ZM166 160H167V158H166ZM166 160H165V161H166ZM241 160H243V159H241ZM258 160H259V158H258ZM261 160L264 161V159H261ZM167 161H168V160H167ZM218 161H219V160H218ZM231 161H232V160H231ZM244 161H245V160H244ZM244 161H243V162H244ZM247 161H248V160H247ZM256 161H257V160H256ZM193 162H194V160H193ZM241 162H242V161H241ZM258 162H259V161H258ZM154 163H156V162H154ZM154 163H153V164H154ZM164 163H165V162H164ZM206 163H207V161H206ZM223 163H224V162H223ZM231 163H232V162H231ZM159 164H160V163H158V165H159ZM166 164H167V163H166ZM188 164H191V163L189 162ZM160 165H161V164H160ZM175 165H176V164H175ZM179 165H180V164H179ZM213 165H214V164H213ZM224 165H225V164H224ZM251 165H252V164H251ZM259 165H260V164H259ZM151 166H152V165H151ZM156 166H157V165H156ZM172 166H173V164H172ZM181 166H182V165H181ZM191 166H192V165H191ZM214 166H215V165H214ZM246 166L248 167L249 165H246ZM163 167H164V166H163ZM170 167H171V166H170ZM177 167H178V169H179L180 166H177ZM177 167H176V169H177ZM185 167H186V164H185ZM189 167H190V166H189ZM193 167H194V166H193ZM197 167H198V166H197ZM199 167H200V165H199ZM218 167H219V166H218ZM218 167H216V168H218ZM225 167H226V166H225ZM156 168H157V167H156ZM161 168H162V167H161ZM161 168H160V169H161ZM183 168H184V167H183ZM226 168H228V167H226ZM255 168H257V167H255ZM153 169H154V167H153ZM173 169H175V168H173ZM176 169H175V170H176ZM194 169H195V168H194ZM198 169H199V168H198ZM201 169H202V168H201ZM211 169H212V168H211ZM211 169H210V171H212ZM218 169H219V168H218ZM230 169H231V168H230ZM165 170H167V168H166ZM168 170H169V169H168ZM183 170H184V169H183ZM187 170H188V169H187ZM190 170H191V169H190ZM223 170L225 171V169H223ZM236 170H237V169H236ZM245 170H246V168H245ZM252 170H253V169H252ZM162 171H163V170H162ZM181 171H182V169H181ZM184 171H185V170H184ZM184 171H183V173H184ZM188 171H189V170H188ZM188 171H187V172H188ZM192 171H196V170H193V169H192ZM197 171H198V170H197ZM208 171H209V170H208ZM232 171H233V170H232ZM255 171H256V170H255ZM176 172H177V170H176ZM227 172H228V171H227ZM235 172H238V171H235ZM247 172H248V171H247ZM250 172H251V171H250ZM257 172H258V171H257ZM156 173H157V172H156ZM168 173H169V172H168ZM231 173H232V172H231ZM261 173H262V172H261ZM159 174L163 175L162 173H159ZM172 174H174V170H173V173H172ZM177 174H178V173H177ZM179 174H180V173H179ZM187 174H188V173H187ZM208 174H209V172H208ZM227 174H228V173H227ZM247 174L250 175V173H247ZM175 175H176V174H175ZM196 175H198V173H197ZM196 175H195V176H196ZM223 175H224V174H222V175H220V176L223 177ZM166 176H167V175H166ZM168 176H169V175H168ZM168 176H167V177H168ZM180 176H181V175H180ZM184 176H185V174H184ZM186 176H187V175H186ZM218 176H219V175H218ZM174 177H175V176H174ZM174 177H173V178H174ZM177 177H178V176H177ZM207 177H208V176H207ZM181 178H182V177H181ZM186 178H187V177H186ZM194 178H196V177H194ZM205 178H206V177H205ZM219 178H220V177H219ZM219 178H218V180H219ZM168 179H169V178H168ZM170 179H171V178H170ZM184 179H185V178L183 177L182 181H183ZM227 179H228V178H227ZM156 180H157V179H156ZM171 180H172V179H171ZM174 180H176V179H174ZM205 180H206V179H205ZM223 180H224V177H223ZM164 181H167V180H164ZM172 181H173V180H172ZM176 181H177V180H176ZM180 181H181V180H180ZM184 181H185V180H184ZM155 182H156V181H155ZM194 182H195V181H194ZM173 183H174V182H173ZM192 183H193V182H192ZM205 183H206V182H205ZM230 183H231V182H230ZM200 184H201V183H200ZM226 184H227V183H226ZM175 185H176V184H175ZM179 185H180V184H179ZM227 187H228V186H227ZM172 188H173V187H172ZM175 188L178 189V187H175ZM175 188H173V189H175ZM218 188H219V187H218ZM218 188H217V189H218ZM182 189H183V187H182L180 190H182ZM221 189H222V188H221ZM225 189H226V188H225ZM231 190H232V189H231ZM177 191H178V190H177ZM233 191H234V190H233ZM227 192H229V191H227ZM227 192H226V193H227ZM172 193H173V192H172ZM219 193H220V192H219ZM228 194H230V193H228ZM232 194H233V193H232ZM223 195H224V194H223ZM167 196H169V195H167ZM174 196H175V195H174ZM221 196H222V195H221ZM221 196H220V198H221ZM224 196H225V195H224ZM217 197H219V196H217ZM217 197H215V198L217 199ZM233 197H234V196H233ZM229 198H230V197H229ZM231 198H232V197H231ZM261 198H262V197H261ZM225 199H226V198H225ZM226 200H227V199H226ZM229 200H230V199H229ZM229 200H228V201H229ZM263 200H264V199H263ZM263 200H262V201H263ZM231 201H232V200H231ZM262 201H261V202H262ZM14 203H15V202H14ZM12 204H13V203H12ZM226 204H227V203H226ZM228 204H230V203H228ZM254 204H255V203H254ZM159 206H160V205H159ZM15 207H16V206H15ZM252 207H253V206H252ZM262 207H263V206H262ZM255 209H256V208H255ZM263 210H264V209H263ZM14 211H15V210H14ZM260 211H262V210H260ZM235 213H236V212H235ZM233 214H234V213H233ZM11 216H12V215H11ZM24 218H25V217H24ZM235 218H236V217H235ZM26 219H28V218H26ZM243 221H244V220H242V223H243ZM180 222H181V223H184V222H182L181 220H180ZM202 222H203V221H201V223H202ZM25 223H26V222H25ZM172 223H173V222H172ZM172 223H171V224H172ZM203 223H204V225H206L205 222H203ZM244 223H246V222H244ZM174 224H175V222H174ZM174 224H172V225H174ZM194 224H195V222H194ZM198 224H199V223H198ZM175 225H176V224H175ZM186 225H187V224H186ZM215 225H216V224H215ZM168 226H170V225H168ZM182 226H183V225H182ZM182 226H181V227H182ZM195 226H196V225H195ZM208 226H209V225H208ZM222 226H224V225L222 224ZM178 227H179V226H178ZM188 227H189V226H188ZM241 227H242V226H241ZM256 227H257V226H256ZM185 228H187V227H185ZM189 228H190V227H189ZM213 228H214V227H213ZM215 228H216V227H215ZM218 228H220V227L218 226ZM40 229H41V228H40ZM224 229H225V228H224ZM238 229H239V228H238ZM240 229H241V228H240ZM208 230H209V229H208ZM221 230H222V229H221ZM221 230H220V231H221ZM231 230H232V229H231ZM242 230H244V229H242ZM255 230H256V229H255ZM39 231H40V230H39ZM226 231H227V229H226ZM228 231H229V230H228ZM230 232H231V231H230ZM39 233H41V232H39ZM41 234H42V233H41ZM44 234H45V233H44ZM45 235H46V234H45ZM157 235H158V233H157ZM159 236H160V235H159ZM93 245H94V244H93ZM39 250H40V249H39ZM37 251H38V250H37ZM40 251H41V250H40ZM252 251H253V250H252ZM195 252H197V251H195ZM197 253H199V252H197ZM202 253H203V252H202ZM202 253H200V254H202ZM251 253H252V252H251ZM37 254H38V253H37ZM179 254H180V253H179ZM205 254H209V253H205ZM35 255H36V254H35ZM186 255H188V254H186ZM189 255H190V254H189ZM191 255H192V254H191ZM203 255H204V254H203ZM14 256H15V255H14ZM14 256H13V257H14ZM23 256H24V255H23ZM207 256H208V255H207ZM262 256H263V254H262ZM174 257H177V256H174ZM191 257H192V256H191ZM194 257H195V256H194ZM205 257H206V256H205ZM209 257H210V256H209ZM246 257H247V256H246ZM246 257H245V258H246ZM254 257H255V256H254ZM22 258H23V257H22ZM188 258H189V257H188ZM195 258H197V257H195ZM252 258H253V257H252ZM29 259H30V258H29ZM45 259H46V258H45ZM184 259H185V258H184ZM202 259H203V257H202ZM208 259H209V258H208ZM20 260H21V259H20ZM36 260H38V259H36ZM174 260H175V258H174ZM180 260H181V259H180ZM198 260H199V259H198ZM203 260H204V259H203ZM211 260H212V259H211ZM18 261H19V259L17 260V262H18ZM22 261H24V260H22ZM56 261H57V260H56ZM185 261H186V260H185ZM212 261H213V260H212ZM32 262H33V261H32ZM171 262H172V261H171ZM195 262H196V261H195ZM198 262H199V261H198ZM222 262H223V261H222ZM18 263H19V262H18ZM70 263H71V262H70ZM169 263H170V262H169ZM188 263H189V262H188ZM192 263H193V262H192ZM211 263H212V262H211ZM211 263L209 262V264H211ZM27 264H29V263H27ZM189 264H190V263H189ZM207 264H208V263H207ZM212 264H214V263H212ZM224 264H227V263H224Z\"/></svg>",
	"mask_w": 264,
	"mask_h": 264
},
{
	"label": "rangeland",
	"instance_id": "rangeland-1",
	"mask_svg": "<svg viewBox=\"0 0 264 264\" xmlns=\"http://www.w3.org/2000/svg\"><path fill=\"white\" fill-rule=\"evenodd\" d=\"M167 2H169V6H170V8H172L173 6H174V4H175V2L173 1V0H166ZM172 5V6H171ZM183 6V5H182ZM183 8V7H182ZM171 11H173L172 13L176 16V17H180V13H181V18H184L185 16H187V14H186V12H184L183 13V11L184 10H176V9H172ZM97 15H100V17L101 18H103L104 17V15L105 14H103V15H101L100 13H98ZM179 15V16H178ZM176 19V18H175ZM149 20V21H148ZM177 20V19H176ZM182 20H184V19H182ZM145 24H148V25H157V23H163V22H165L166 21V18H162V19H160V20H156V21H154V19H145ZM149 22H151V23H149ZM189 26V25H188ZM194 26V25H193ZM193 26H191V24H190V26H189V28L187 29V30H189V29H192L193 28ZM191 32H193V33H191ZM190 33H191V36H197V34L195 35V32L193 31V29L190 31ZM193 34V35H192ZM198 37V36H197ZM195 39V37L193 38V40ZM195 41H196V39H195ZM205 43H207V41H205ZM94 48H97V51H99V54H101L103 51L100 49V48H98V47H94ZM202 49H203V47H202ZM99 56V55H98ZM97 56V57H98ZM97 57L96 56H94V57H92V59H97ZM111 69H115V67L114 66H111ZM257 101H259V100H257ZM260 102V101H259ZM230 114V113H229ZM230 116V115H229ZM242 123H244V122H242ZM246 123V122H245ZM239 124H241V123H239ZM243 125V124H242ZM236 126L238 127L239 125H238V123H236ZM235 130H238V129H235ZM231 131V132H228V134L226 133L225 135L228 137V141H229V143H228V141H226V146H228L229 144L232 146V147H234V149L236 150L237 149V146H236V144H234L233 142H230L232 139L233 140H236V141H238L239 143H237L241 148H243L242 150H241V156L240 157H243V156H245V157H247V158H244L245 159V163H247L249 166H251V162H252V160H254L255 159V156L253 155V156H250L249 157V155L248 154H250L251 152L249 151V150H251V149H253V148H255V149H258V151H260V146H261V144H259V143H257V142H254V141H252L251 140V133H249V132H247V129H245V130H243V131H240V130H238V131ZM238 133H239V135H238ZM247 135H246V134ZM235 134H237V135H235ZM244 136H243V135ZM241 135V136H240ZM250 138H249V137ZM246 137L247 138H249V139H246ZM261 137V136H260ZM230 139V140H229ZM244 139V140H243ZM245 141H247V142H245ZM235 142V141H234ZM250 142V143H249ZM244 144V145H243ZM251 145V147H250V145ZM247 148H246V147ZM260 152H263V151H260ZM243 154V155H242ZM253 154H255V153H253ZM233 155H236V154H231L230 155V157L233 159ZM247 155V156H246ZM237 156V155H236ZM238 157V156H237ZM252 158H254V159H252ZM248 160V161H247ZM248 173H250L251 174V172L250 171H248ZM194 192H196L197 194H191L192 196H191V198L192 199H194V201H195V203L197 204V209H198V211L199 212H201L203 215H206L207 217H209V219H210V221H211V223H213V224H219V225H221L222 226V223H224V224H226V223H228L226 220H225V212H229V211H226V210H224V205H223V207L221 208V209H217V210H215V209H213L212 207V205H214V206H216L215 204H211V202H210V200H211V198L203 191V190H193ZM263 193H264V187H263V189L261 190ZM78 195L80 196L79 197V202H81L82 201V194H83V190H80V189H78ZM196 195V196H195ZM200 201H199V200ZM81 206L82 205H79L78 204V207H79V209L81 210ZM217 207V206H216ZM217 208H219V207H217ZM231 211V210H230ZM230 214H231V217H232V219H233V226H231V227H235L234 228V230L235 231H247V229H249L250 231H252V229L254 230V228H255V223L253 222V221H250V220H248L247 218H245V217H239L236 213H234L233 214V212H230ZM85 215H87V213L85 214ZM236 217V218H235ZM206 220H207V218H206ZM242 220H244L243 221V223L244 222H246V223H248V225H244V224H246V223H244V224H238V221L239 222H241L242 223ZM222 222V223H221ZM252 222V223H251ZM229 224V223H228ZM236 224H238V225H236ZM29 226H31V227H34V228H36V230H37V232H38V236H42V234L43 235H45V234H47L46 233V230L43 228V229H40V228H38L37 226H36V224H34L33 222H29V224H28ZM29 226H27V227H24V230H25V234L28 232V227ZM242 226V227H241ZM239 228V229H238ZM241 228V229H240ZM242 229H244V230H242ZM40 230V231H39ZM39 232H41V233H39ZM45 233V234H44ZM12 239H16L17 238V232H13L12 234ZM173 242H174V240H173ZM136 244V247H137V251L136 252H141L143 249L142 248H140L141 247V244H139V243H135ZM136 247H134V248H136ZM37 249H39V248H37ZM237 250L239 251L240 250V248H237ZM12 256H13V253H12ZM138 260V264H151L150 263V260H148L147 258H144L141 254H139V258L137 259ZM137 263V262H136ZM185 263H187L186 261H185ZM37 264H45V263H41V262H37ZM117 264H135V263H133V261H131V262H129L128 260H127V258H125V259H118L117 260ZM237 264H248V263H246V261H238L237 262Z\"/></svg>",
	"mask_w": 264,
	"mask_h": 264
},
{
	"label": "flooded vegetation",
	"instance_id": "flooded-vegetation-1",
	"mask_svg": "<svg viewBox=\"0 0 264 264\" xmlns=\"http://www.w3.org/2000/svg\"><path fill=\"white\" fill-rule=\"evenodd\" d=\"M172 20H176V19H174L173 17H171V18H167L166 19V21L165 22H163V23H161V26L162 27H164V29L167 31V25L169 24V21L170 22H172ZM175 22H178V20H176ZM142 25L143 24H140L139 26H140V28L142 27ZM148 26V27H147ZM149 26H153V28L152 29H150L149 28ZM145 28H147V29H149V30H152V32L153 31H155V29H156V25H148V24H144V26H143V29H145ZM141 30H142V28H141ZM166 31H164V32H166ZM163 32V33H164ZM167 33V32H166ZM162 46V43L161 42H159V43H156V45H155V50L154 51H156L155 53L156 54H158L159 53V48ZM158 48V49H157ZM235 66H237V64L235 65ZM235 70H236V67L234 68V69H232V70H230L228 73H224V72H219L218 73V76H219V79H220V81H221V83L224 85V87H226V86H228V87H230V88H232V84H233V82L236 80V78L237 79H240V81H241V84L242 85H245L246 84V81H247V79H248V76H247V74L243 71V73H242V75L241 76H239L238 75V72H237V74L235 73ZM175 73H177V72H175ZM236 74V75H235ZM138 76H143V75H140V74H138ZM245 76H246V78H245ZM175 82V81H174ZM174 82L172 81V84H174ZM176 84H177V82H175ZM176 84H174V86H176ZM249 87V86H248ZM179 88V87H178ZM174 90H175V93L176 94H178L179 95V98H184V99H188V95L187 94H185L186 92L185 91H183L181 88H180V91H178V90H176V87L174 88ZM233 91H237V90H234L233 89ZM182 96V97H181ZM187 97V98H186ZM194 107H196L195 105H194ZM202 111H201V122L203 123V124H207V123H210V114H209V112H207L205 109H201ZM207 115H206V114ZM230 113V112H229ZM209 114V115H208ZM229 117H224L223 119H222V122L227 126V127H229V126H232L233 124L232 123H230L229 121H231L230 120V118L228 119ZM233 121V120H232ZM227 123V124H226ZM234 123V122H233ZM229 124V125H228ZM230 130V129H229ZM232 130H230L229 132H231ZM251 140L252 141H254V142H257V143H259V144H261V148L260 149H264V132H259L258 130H256V129H252L251 131ZM261 136V137H260ZM260 151H262V150H260ZM264 152V151H263ZM236 159H237V157H236V155H233V161H236Z\"/></svg>",
	"mask_w": 264,
	"mask_h": 264
}]
</instances>
